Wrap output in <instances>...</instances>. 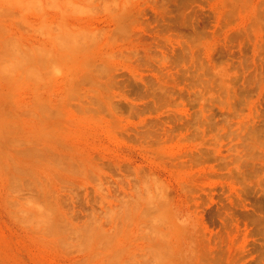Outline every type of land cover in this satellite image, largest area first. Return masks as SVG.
Returning a JSON list of instances; mask_svg holds the SVG:
<instances>
[{
  "label": "rangeland",
  "instance_id": "obj_1",
  "mask_svg": "<svg viewBox=\"0 0 264 264\" xmlns=\"http://www.w3.org/2000/svg\"><path fill=\"white\" fill-rule=\"evenodd\" d=\"M0 264H264V0H0Z\"/></svg>",
  "mask_w": 264,
  "mask_h": 264
},
{
  "label": "bare ground",
  "instance_id": "obj_2",
  "mask_svg": "<svg viewBox=\"0 0 264 264\" xmlns=\"http://www.w3.org/2000/svg\"><path fill=\"white\" fill-rule=\"evenodd\" d=\"M83 23L86 24V21H83ZM86 30L90 31V30H92V29L89 28V29H86Z\"/></svg>",
  "mask_w": 264,
  "mask_h": 264
}]
</instances>
